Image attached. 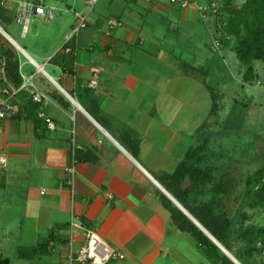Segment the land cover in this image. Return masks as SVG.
<instances>
[{
    "label": "crops",
    "instance_id": "1",
    "mask_svg": "<svg viewBox=\"0 0 264 264\" xmlns=\"http://www.w3.org/2000/svg\"><path fill=\"white\" fill-rule=\"evenodd\" d=\"M11 2L2 4L0 27L12 42L3 36L0 41L15 52L19 73H35L32 63L43 65L48 77L35 73L38 89L47 94L55 89L70 103L63 108L48 94L42 111L53 121L52 130L25 118L0 120V153L6 157L0 166V234L7 244L15 241L17 262L66 264L69 251H78L91 229L124 256L108 264H211L190 235L177 229L163 196L182 206L161 181L200 144L204 123L216 128L226 117L210 115L215 87L210 80L220 82L222 95V88L244 87L229 47L211 48L214 20H201L193 6L181 9L165 0H97L92 9L73 0L64 7L66 31H48L52 47L27 52L5 30L17 9ZM136 8L142 12L136 14ZM74 12L86 17V27L68 40ZM148 14L158 15L165 28L156 29ZM26 34L20 31L22 38ZM67 40L82 54L72 73L48 61ZM13 103L20 109L17 95ZM75 150L85 153L79 162H72ZM187 185V179L181 183ZM51 237L56 241L47 252L32 250ZM11 261L0 254V264Z\"/></svg>",
    "mask_w": 264,
    "mask_h": 264
},
{
    "label": "trees",
    "instance_id": "2",
    "mask_svg": "<svg viewBox=\"0 0 264 264\" xmlns=\"http://www.w3.org/2000/svg\"><path fill=\"white\" fill-rule=\"evenodd\" d=\"M235 2V0L223 2L225 14L221 18L223 21L221 43L226 44L234 53L241 67L243 83L253 84L256 77L253 62L264 60V0H243L239 5ZM1 3L0 0V25L4 27L5 16ZM7 44L9 43L0 41V57L5 60L7 80L14 87H18L21 83L19 62L15 52ZM65 48H70V51L65 52ZM81 56L82 54L75 53L73 44L68 41L50 58V62L65 73H72L74 64L81 61ZM90 91V88L84 89L86 94ZM210 93L212 100L210 115L216 116L221 110L223 95L215 87L210 88ZM48 94L63 108H69L70 103L57 90L52 89ZM16 95L20 99V112L13 118L29 119L37 126L45 125L38 116L43 105L32 102L30 96L23 91L17 92ZM250 104L251 100L235 99L225 119L220 121L222 122L220 129L241 130L245 112ZM210 127L208 123L202 125L199 133L200 144L189 150L176 169L164 177L161 184L239 264H264V226L245 224L249 219L245 212L236 216L231 212L228 202L231 200L235 182L227 170L219 172V162L214 161L212 157H216L215 152L208 154V146L213 137ZM84 154L75 150L72 162L81 161ZM186 179L189 185L182 188L181 183ZM243 185L242 205L250 210H260L264 219V162L258 169L245 176ZM162 201L177 218V229L192 237L198 249L211 264H235L167 197L163 196ZM52 241H56L54 237L33 247L32 250L45 253L50 249ZM234 241L241 244L235 247Z\"/></svg>",
    "mask_w": 264,
    "mask_h": 264
},
{
    "label": "rangeland",
    "instance_id": "3",
    "mask_svg": "<svg viewBox=\"0 0 264 264\" xmlns=\"http://www.w3.org/2000/svg\"><path fill=\"white\" fill-rule=\"evenodd\" d=\"M75 1L81 2L82 0ZM235 1L236 5H239L243 0ZM72 2L73 0H60L56 4L54 0H46L47 5L52 6L53 4H56L53 5L56 8V15L54 19L52 21L45 22L43 18L39 16L32 17L28 25L29 31L25 38L20 36L21 26L15 21H13L12 25L5 26V30L12 37V39L27 52H31L30 48L46 51L52 47L54 39L52 34L48 36V31L59 30L61 32L66 29L64 25L69 20V17L68 11H65L64 7L65 3L72 4ZM6 3L10 6L13 5L11 0H6ZM120 4L123 5V2H120ZM86 7L88 9L93 8H89L88 6ZM115 7L117 6H113V8ZM137 8L135 9V13H141L142 9L140 8L137 12ZM157 17L158 15L148 14L146 19L152 23L154 21L155 26H157L156 29L158 28V25L160 28L164 29L165 26L163 24H159V19H157ZM35 33H37V35H35ZM0 36L2 37V35ZM44 36L47 38L46 42L42 41L40 38ZM2 39H4V37ZM211 48H214L212 44ZM230 56H232L237 63L234 53H230ZM253 68L256 74L253 84H244L243 88L240 85L237 86L234 84L233 87L228 90L227 88H222L224 95L221 112L218 114L221 119L229 112L233 99L238 101H247V99L250 100L252 98L251 100H253V103L250 104L245 112L246 116L242 129L238 131L223 130V128L220 129L219 127L222 122H218V126L216 128H211L214 135L212 139L215 140V144L208 146V154L215 152L216 157H212L214 158V161L217 163L219 162V172L227 170L235 182L231 200L228 202L231 212L235 214L234 216L241 212H245L249 216V219L245 222V224L264 226V219L260 210H250L242 205L243 181L245 176L258 169L264 162V60H255L253 62ZM196 79L198 80V78ZM210 82L212 83L211 86L217 87V84L220 85L218 80L214 81V79H211ZM213 121V124H215L214 119ZM213 160L211 161L213 162ZM233 199H235V201ZM1 233L6 234L7 232L4 233L2 231ZM6 236L8 237L9 234H6ZM187 237L193 242V239L190 236ZM5 241V237L1 238L0 234V254H4V257L10 256L12 260L10 264H30V262H17V257L14 256L15 254L13 253V250L16 248V243H14L15 241L10 240L9 244H7V242L5 243ZM25 243L27 244L29 241L26 240ZM240 244V242L234 241L235 247H238ZM9 245H11V247ZM191 256H193V254ZM196 257L198 260L202 257L203 262L205 261V258L202 255L200 256L199 252L196 253ZM169 264L174 263L170 261Z\"/></svg>",
    "mask_w": 264,
    "mask_h": 264
},
{
    "label": "built area",
    "instance_id": "4",
    "mask_svg": "<svg viewBox=\"0 0 264 264\" xmlns=\"http://www.w3.org/2000/svg\"><path fill=\"white\" fill-rule=\"evenodd\" d=\"M147 2L151 0H145ZM225 0H203L202 2L187 1V0H168L169 4L176 6L181 9L188 8L189 6H193L199 14L201 20H206L208 18H212L214 20V38L212 41V46L214 49H217L221 45V37L223 36L222 32V16L225 14L223 12V2ZM6 0H3L1 4L5 3ZM16 2V11L14 14V21L21 26L22 34L25 35L28 31V25L30 23V19L32 17L39 16L43 18L44 21H52L56 15V8L51 5L46 4V0H15ZM97 0H84V3L89 8L93 7ZM74 16L76 19L75 25L71 28L70 36L68 40L74 36L80 29L86 27V17L77 12H74ZM111 24L114 21L110 22ZM0 34L12 42L9 36L4 32V30L0 27ZM67 40V41H68ZM16 46V45H15ZM17 50L21 52L19 47ZM70 48H65V52H69ZM50 61V59L48 60ZM32 63V61H30ZM35 69V73H41L45 77H48L47 74L43 70V65H38L32 63ZM35 73L24 74L20 73L21 83L18 86L17 90H13L9 87L6 81V70H5V60L3 57H0V93L2 95V99L0 101V120L6 118H13L16 116L20 109L17 103H13L15 95L19 91H26L32 102L37 104H46L50 102V98L47 93L38 89L35 84ZM92 78L89 80V87H96L98 71L94 70L92 72ZM39 118H41L47 129H54V123L50 117L45 115L43 111L39 112ZM6 164L5 155L0 153V166L4 167ZM68 172H72L69 169ZM124 256L103 241L99 235L91 230H85V238L83 245L79 248L78 251H69L66 264H108L112 261L121 260Z\"/></svg>",
    "mask_w": 264,
    "mask_h": 264
},
{
    "label": "water",
    "instance_id": "5",
    "mask_svg": "<svg viewBox=\"0 0 264 264\" xmlns=\"http://www.w3.org/2000/svg\"><path fill=\"white\" fill-rule=\"evenodd\" d=\"M176 205L178 206V204L176 203ZM185 214L186 212L184 211V209L180 206H178ZM187 215V214H186ZM188 216V215H187ZM195 224L197 227L200 228L201 231H203L212 241L213 243L221 249V251L235 264H239L236 259L230 254L228 253L209 233H207L206 230H204L192 217L188 216Z\"/></svg>",
    "mask_w": 264,
    "mask_h": 264
}]
</instances>
